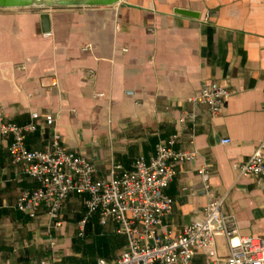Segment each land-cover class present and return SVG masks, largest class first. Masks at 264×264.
I'll use <instances>...</instances> for the list:
<instances>
[{
  "label": "crops",
  "instance_id": "0c3cea01",
  "mask_svg": "<svg viewBox=\"0 0 264 264\" xmlns=\"http://www.w3.org/2000/svg\"><path fill=\"white\" fill-rule=\"evenodd\" d=\"M211 82L231 92L216 116L189 102ZM0 107L18 126L29 124L31 113L51 115L62 145L88 157L98 179H108L115 166L129 171L140 158L149 163L160 140L179 135L175 150H195L197 157L175 167L165 191L174 206L160 232L174 236L202 220L207 199L198 171L207 164L212 192L225 197L223 210L235 216L240 235L264 239V192L256 178H238L233 169L264 136V0L0 9ZM185 112L196 114L193 144L191 124L179 123ZM50 139L38 130L25 145L44 151ZM9 144L0 138V264L116 259L126 239L114 223L102 226L94 215L79 236L86 195L67 198L59 228L44 211L31 219L16 210L18 197L36 185L11 163ZM228 253L219 237L194 262L212 264Z\"/></svg>",
  "mask_w": 264,
  "mask_h": 264
},
{
  "label": "built area",
  "instance_id": "2783aa9c",
  "mask_svg": "<svg viewBox=\"0 0 264 264\" xmlns=\"http://www.w3.org/2000/svg\"><path fill=\"white\" fill-rule=\"evenodd\" d=\"M230 95L228 88L211 82L202 85L189 102L216 116ZM195 121L194 112L183 113L179 120L183 125L192 126L188 134L190 144L194 141ZM38 130L49 131L50 142L44 151H30L25 140ZM0 138L10 140L11 163L19 166L36 185L18 197L17 211L31 219L44 211L50 223L59 228L67 198L86 195L84 217L78 224L80 237L87 220L94 215L102 226L117 225L118 233L126 239L125 249L116 259H101L97 264H195V256L206 248H214L219 237L227 241L229 253L226 258L216 257L212 264H264V239L240 235L235 216L223 210L225 197L212 192L207 164L198 171L207 199L202 220L190 223L174 236L160 232L174 206L165 191L176 176L175 167L197 157L195 150H175L179 135L160 140L149 163L137 159L129 171L115 166L108 179L96 178L97 171L88 157L62 145L51 115L31 113L30 123L18 126L9 121L0 107ZM223 143L228 144L229 140ZM233 169L238 178H256L259 189L264 192V136L247 161L235 164ZM40 264L60 263L48 260Z\"/></svg>",
  "mask_w": 264,
  "mask_h": 264
},
{
  "label": "water",
  "instance_id": "95a60500",
  "mask_svg": "<svg viewBox=\"0 0 264 264\" xmlns=\"http://www.w3.org/2000/svg\"><path fill=\"white\" fill-rule=\"evenodd\" d=\"M123 0H0V9L5 10H48V9H71V8H100L113 7L122 3ZM175 14L184 17L197 19L198 15L187 10H177ZM41 20L48 22L46 14L41 16ZM47 30V28L45 29Z\"/></svg>",
  "mask_w": 264,
  "mask_h": 264
}]
</instances>
